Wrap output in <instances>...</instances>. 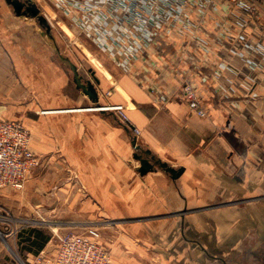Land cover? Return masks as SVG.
Wrapping results in <instances>:
<instances>
[{
    "label": "crops",
    "instance_id": "obj_1",
    "mask_svg": "<svg viewBox=\"0 0 264 264\" xmlns=\"http://www.w3.org/2000/svg\"><path fill=\"white\" fill-rule=\"evenodd\" d=\"M12 9L0 6V14L11 22ZM213 15L201 31L158 44L129 73L80 31L83 36L75 42L81 51L78 60L83 68L92 67L100 104L124 106L131 129L116 114L93 110L92 101L77 88L69 92L70 81L53 48L42 51L30 34L21 37L23 49H15V40L0 43V120L21 121L30 130L34 153L47 163L61 161L77 174L79 186L86 190L85 204L103 207L95 216L161 222L141 233L148 237L152 231L159 240L147 241L162 256L159 264H198V257L211 253L209 232L201 233L198 222L199 216L213 218L212 207L254 205L255 221L247 225L252 226L245 227L239 217L234 225L264 239V51L244 50L238 36L245 17L239 10L225 8ZM251 34L248 31L247 38L254 44L257 35ZM84 78L91 80L89 75ZM185 82L194 87L205 117L191 111L182 94ZM134 138L156 159L183 168L182 176L174 180L161 169L142 176ZM38 174H31L25 189L17 191L22 199L14 195V201L19 200L14 206L21 212L28 206L24 212L30 219L46 220L51 210L41 207L51 206L52 196L39 195ZM13 192L1 190L0 201L6 204ZM60 200L71 204L64 193ZM119 207H126L125 212ZM86 217L92 218L76 214L74 219ZM244 234L242 254L247 251ZM48 245L38 256L27 255L39 257ZM3 252L0 247V255Z\"/></svg>",
    "mask_w": 264,
    "mask_h": 264
},
{
    "label": "rangeland",
    "instance_id": "obj_2",
    "mask_svg": "<svg viewBox=\"0 0 264 264\" xmlns=\"http://www.w3.org/2000/svg\"><path fill=\"white\" fill-rule=\"evenodd\" d=\"M22 1L27 2L29 0ZM31 1L38 6L42 15L47 18L48 23L51 25V34L47 35V30L43 28L35 18H18L14 16V14L13 16H10L13 18V22H11L8 15H6L5 18L3 16L4 14L1 13L0 43L2 41L12 43L15 40V49H23L24 46L21 44V37L25 35L29 37L30 34L32 38L37 39V44L41 47L42 51H45L46 48H53L54 58L65 70L68 80L70 81L71 89L69 92H75L76 85L73 81V73L70 71L69 66L62 62L60 63L59 54L63 57L69 58L72 63L78 67L81 76L84 77L89 75L92 80V67H82L83 63L79 61L81 51L79 52L75 46L77 39L83 35L73 21L58 10L53 1ZM7 5L6 0H0L1 7H7ZM10 7L12 9V6ZM213 16L214 15L209 14V18H212ZM16 21L21 22L23 25L16 24ZM11 23L15 24H13L12 28L9 27ZM13 35H15L16 38H10ZM41 49H39V52H41ZM90 69L91 72H89ZM54 75H56V77L59 76L58 70L55 67ZM23 104L25 103L23 102ZM93 106L105 107L106 105L100 104L99 102V104H94ZM3 120L17 121L24 125L18 119L10 120L9 118L4 117L2 121ZM25 128L28 129L26 126ZM36 173H39L38 176L41 177L39 180L40 183H42L39 186V188H41V190H39L41 191L39 195L41 197L48 196L47 194L52 196V198H49L48 202H52L53 204L48 206V208L41 207L43 209H50L51 211L48 210V214L50 215H46V220H42L41 218L30 219L27 213L24 212L28 206H22V212L19 209L21 207L14 206L17 205L19 201L18 199L14 201L16 195H19V199H22V193L18 194L17 191V193H12L11 199H9L6 204H3L2 201H0V247L5 251L0 255V264H41L45 258L53 257L57 253L60 245V236L83 233L89 226H95L100 229L102 235L101 243L110 252L113 264H159L161 262L162 256L159 255L154 250V247L147 242L159 240L151 236L152 231L149 232L148 237L141 236L142 229L145 235L144 228L151 227L154 229L153 227L159 225L161 222L158 220L151 223L145 221L131 222L127 220H118L119 217L109 219L95 216V213H101L100 209L103 207L85 204V202H87L86 190L82 189V187H80L81 185L79 186L77 174L69 171L66 167H63L61 161L54 160L53 163H47L44 161V163L36 169L32 175H35ZM46 182L48 183L46 184ZM46 187L48 188L46 189ZM62 193H64L66 198L69 197L71 201L70 205H68V202L66 201L65 205H62L60 200ZM23 203L24 205H27L26 200H23ZM19 204H21V202H19ZM119 208H121L119 210L125 212L126 207ZM262 208V213L264 214V207ZM254 210V205L247 204H236L228 207L217 206L212 207L209 211V213L213 215V218L206 215L199 216L198 229L203 234L209 232L207 234H209L208 241L211 253L206 255L202 254L201 257H198V264H206L207 262L210 264H223L222 261H226L227 264H264V239H261L257 233L244 234V230H242L244 227H240L237 230L234 225L238 217L245 220V227L250 222H254ZM76 214H90V217L92 218L89 219V217H86V220L78 221L74 219ZM249 226L247 227L250 228ZM32 228L41 229L50 238L46 252L39 257L28 256L27 252L23 249V246L19 244L20 233L25 229ZM146 231L148 230L146 229ZM229 231H236L231 232L234 233L235 239L233 238V234L229 233ZM211 233L215 235L214 238ZM243 234L244 236L248 234V238L247 236L244 237L246 238L245 245L247 251L242 254L240 244L242 243L241 238ZM222 237L224 238L221 239ZM226 238H229V240ZM219 239L221 241L220 244L213 243V240L218 241ZM219 250H222L223 253L219 254ZM238 251H240V253ZM205 259H207V262H205Z\"/></svg>",
    "mask_w": 264,
    "mask_h": 264
},
{
    "label": "built area",
    "instance_id": "obj_3",
    "mask_svg": "<svg viewBox=\"0 0 264 264\" xmlns=\"http://www.w3.org/2000/svg\"><path fill=\"white\" fill-rule=\"evenodd\" d=\"M50 1L100 51L128 73L158 44L201 31L209 14L221 13L225 8L237 9L245 17L239 23L243 32L238 36L245 46L244 50L264 51V0ZM248 31H252L251 35H257L254 44L247 38ZM200 44L205 45V42ZM155 92V88L150 89L151 94ZM182 94L192 112L206 116L190 83H184ZM106 95L110 96L111 92L108 91ZM93 110L112 112L130 128V120L122 105L97 106ZM133 131L136 135L140 134L137 128H133ZM30 144L31 134L24 125L17 121L0 120V191L7 188L24 190L29 176L44 163L31 150ZM101 239L100 229L95 226L87 227L83 233L60 236L57 253L45 258L41 264H113L111 254L102 245Z\"/></svg>",
    "mask_w": 264,
    "mask_h": 264
},
{
    "label": "water",
    "instance_id": "obj_4",
    "mask_svg": "<svg viewBox=\"0 0 264 264\" xmlns=\"http://www.w3.org/2000/svg\"><path fill=\"white\" fill-rule=\"evenodd\" d=\"M6 2L13 7L15 14L18 17H31L37 19L40 25L47 30V35L51 34V25L48 23L47 18L42 15L41 10L34 2H32L31 0L27 2H24L22 0H6ZM59 57L61 62L69 66L70 71L73 73V81L76 85V88L82 91L86 96H88L93 104H99L100 96L94 82L81 76L78 67L73 64L69 58L63 57L60 54ZM132 145L136 151L135 159L140 162L139 173L142 176L161 169L171 175L172 179L177 180L184 173L183 168L174 169L167 163L156 159L152 155L151 151L144 150L141 146L137 145L136 138L133 139ZM185 213H187V211H184L182 213L183 217Z\"/></svg>",
    "mask_w": 264,
    "mask_h": 264
},
{
    "label": "trees",
    "instance_id": "obj_5",
    "mask_svg": "<svg viewBox=\"0 0 264 264\" xmlns=\"http://www.w3.org/2000/svg\"><path fill=\"white\" fill-rule=\"evenodd\" d=\"M50 238L41 229H25L19 235V244L26 252L38 256L49 243Z\"/></svg>",
    "mask_w": 264,
    "mask_h": 264
},
{
    "label": "flooded vegetation",
    "instance_id": "obj_6",
    "mask_svg": "<svg viewBox=\"0 0 264 264\" xmlns=\"http://www.w3.org/2000/svg\"><path fill=\"white\" fill-rule=\"evenodd\" d=\"M223 264H227L226 261H222Z\"/></svg>",
    "mask_w": 264,
    "mask_h": 264
}]
</instances>
